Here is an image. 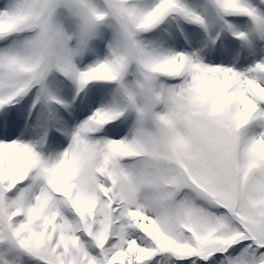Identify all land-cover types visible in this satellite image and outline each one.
Returning a JSON list of instances; mask_svg holds the SVG:
<instances>
[{"label":"snow or ice","instance_id":"obj_1","mask_svg":"<svg viewBox=\"0 0 264 264\" xmlns=\"http://www.w3.org/2000/svg\"><path fill=\"white\" fill-rule=\"evenodd\" d=\"M0 264H264V0H0Z\"/></svg>","mask_w":264,"mask_h":264}]
</instances>
